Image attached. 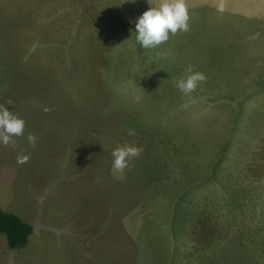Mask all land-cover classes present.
<instances>
[{
    "label": "rangeland",
    "instance_id": "1",
    "mask_svg": "<svg viewBox=\"0 0 264 264\" xmlns=\"http://www.w3.org/2000/svg\"><path fill=\"white\" fill-rule=\"evenodd\" d=\"M157 3L0 0V105L25 121L0 211L32 229L0 264H264V0H186L189 30L143 49Z\"/></svg>",
    "mask_w": 264,
    "mask_h": 264
},
{
    "label": "clouds",
    "instance_id": "2",
    "mask_svg": "<svg viewBox=\"0 0 264 264\" xmlns=\"http://www.w3.org/2000/svg\"><path fill=\"white\" fill-rule=\"evenodd\" d=\"M135 2V0H131ZM189 14L186 0H158L156 6H151L135 22L136 42L143 49H153L166 43L170 35L177 32H187L189 30ZM187 75L175 82V87L184 95H189L196 91L198 84L204 82L206 77L201 72L193 71L188 67ZM9 104L11 101L8 102ZM51 111V109H45ZM25 121L12 112L6 110L4 105H0V144L5 147L15 145L14 137L24 134ZM129 135L134 132L129 130ZM28 142L35 147L37 137L29 134ZM140 149L134 146L125 145L116 147L111 153L113 159L112 169L117 174H123L128 167V161L137 157ZM30 159L29 156H18L17 163L25 164Z\"/></svg>",
    "mask_w": 264,
    "mask_h": 264
},
{
    "label": "trees",
    "instance_id": "3",
    "mask_svg": "<svg viewBox=\"0 0 264 264\" xmlns=\"http://www.w3.org/2000/svg\"><path fill=\"white\" fill-rule=\"evenodd\" d=\"M32 229L15 216L0 211V235L9 250H20L27 245Z\"/></svg>",
    "mask_w": 264,
    "mask_h": 264
}]
</instances>
